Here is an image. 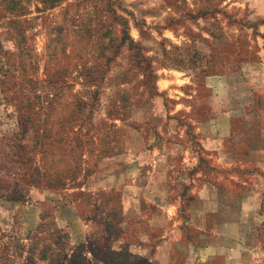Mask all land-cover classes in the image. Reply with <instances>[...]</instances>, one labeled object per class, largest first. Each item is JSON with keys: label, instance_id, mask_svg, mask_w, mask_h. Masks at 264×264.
Masks as SVG:
<instances>
[{"label": "rangeland", "instance_id": "rangeland-1", "mask_svg": "<svg viewBox=\"0 0 264 264\" xmlns=\"http://www.w3.org/2000/svg\"><path fill=\"white\" fill-rule=\"evenodd\" d=\"M110 3L139 48H115ZM258 131L264 0H0V264H58L34 255L52 227L196 264L219 233L185 204L264 207Z\"/></svg>", "mask_w": 264, "mask_h": 264}, {"label": "crops", "instance_id": "crops-1", "mask_svg": "<svg viewBox=\"0 0 264 264\" xmlns=\"http://www.w3.org/2000/svg\"><path fill=\"white\" fill-rule=\"evenodd\" d=\"M255 135L258 137L259 145L252 144L250 148L264 155V134L258 131L252 137L254 140ZM256 163L264 166V157ZM256 196L255 192L245 193L243 197L241 196L245 199L243 205L236 204V201L229 202L226 206H210V209L200 207L194 202L184 205L186 214L190 218L192 215L196 217L201 215V218L202 215L208 217L207 225L206 223L204 226H202L203 223L198 225L197 221L196 227L199 226L200 229L206 227L205 230H214L219 233L217 238L206 240L204 233L199 231V236L202 237H198L197 244L194 243L197 250L196 264H264V233L262 232L264 207L259 203L254 204ZM161 253L162 251L159 254ZM153 254H156L155 248ZM158 259L161 260V264H168L167 256H160Z\"/></svg>", "mask_w": 264, "mask_h": 264}, {"label": "trees", "instance_id": "trees-1", "mask_svg": "<svg viewBox=\"0 0 264 264\" xmlns=\"http://www.w3.org/2000/svg\"><path fill=\"white\" fill-rule=\"evenodd\" d=\"M43 3V7H53L55 5L60 4L62 1L66 0H41ZM109 13L118 25H120V41L115 45V48L124 42H128L130 47L139 48L137 42H135L129 35L128 32V20L127 18H123L116 10L112 9V3L108 5ZM137 54L140 60H144L145 57L141 55L138 51ZM34 234L33 237L38 236V233ZM47 243H42L37 253H34L35 256H39V259H47V261H51L49 257L51 255L56 256V261L58 258V264H93L92 260H99L104 264H122V258L124 256L121 250H113L109 246H104V252L101 250L100 245L92 247L94 243L88 241L87 243L79 244L77 246H71L68 244V234L61 228L52 227L51 231L47 233ZM41 239V238H40ZM156 242L154 245H156ZM153 246L151 247V254L153 252ZM70 252L69 256L68 253ZM87 252H90L91 257H87ZM107 253L109 254L108 257ZM32 254V253H31ZM33 255V254H32ZM129 259L131 261H135L138 256L136 254L127 253ZM31 258H34L33 256ZM53 259V258H52ZM62 260L66 261L65 263L61 262Z\"/></svg>", "mask_w": 264, "mask_h": 264}]
</instances>
